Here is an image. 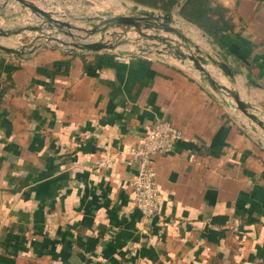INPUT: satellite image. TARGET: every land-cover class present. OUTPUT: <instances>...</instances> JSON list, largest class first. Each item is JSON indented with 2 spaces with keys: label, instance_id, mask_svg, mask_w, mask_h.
Instances as JSON below:
<instances>
[{
  "label": "crops",
  "instance_id": "obj_1",
  "mask_svg": "<svg viewBox=\"0 0 264 264\" xmlns=\"http://www.w3.org/2000/svg\"><path fill=\"white\" fill-rule=\"evenodd\" d=\"M211 1L233 33H187L264 119V0ZM126 37L115 52L0 51V264H264L261 134L189 63L132 54L142 40ZM161 120L182 136L154 157L160 212L146 219L127 149Z\"/></svg>",
  "mask_w": 264,
  "mask_h": 264
},
{
  "label": "water",
  "instance_id": "obj_2",
  "mask_svg": "<svg viewBox=\"0 0 264 264\" xmlns=\"http://www.w3.org/2000/svg\"><path fill=\"white\" fill-rule=\"evenodd\" d=\"M8 1L3 2V6L8 5ZM19 3L23 8L29 9L35 16L43 18L45 24L42 27H25L26 29L37 30L40 35L35 37L33 43L28 48L29 52L38 49L41 43L36 44L39 39H46L68 47L70 51H117L119 47L128 42V38L124 37L133 31L137 33L142 42L134 43V49L131 53L137 55L147 53L172 54L182 63H189L192 68L198 71L201 80L210 85V87L220 93L231 107L238 110L248 121L247 127L253 132H259L261 139L264 142V119L261 115L259 107L246 101L242 98L239 90L232 84L236 81V72L226 60H219L211 55L204 54L198 45H195L187 33L186 29L192 31L194 24L185 20L180 10L182 1H178L171 11L164 12L160 9L140 6L139 4L123 3V7L128 11L117 15H97L93 17L79 18L91 24V28L81 27L70 20L66 12H57L53 10H45L39 7L36 3L30 0H12ZM185 2V0H184ZM183 2V3H184ZM55 9V6L50 7ZM192 24V25H191ZM119 29L120 31H116ZM112 30V31H110ZM24 30L18 29L11 31L0 28V37H9L10 35L20 34ZM51 32V33H48ZM64 34L70 41L62 40L56 37L55 34ZM100 34V39L93 40L92 36ZM111 36V39H106V36ZM143 41H152L155 44L144 45ZM163 45L162 49L158 46ZM0 51L8 54H24L26 47L21 49L6 47L0 44ZM213 65L227 78L231 83L226 85L222 83L209 67ZM262 130V133L257 129Z\"/></svg>",
  "mask_w": 264,
  "mask_h": 264
},
{
  "label": "rangeland",
  "instance_id": "obj_3",
  "mask_svg": "<svg viewBox=\"0 0 264 264\" xmlns=\"http://www.w3.org/2000/svg\"><path fill=\"white\" fill-rule=\"evenodd\" d=\"M7 0H0V6H3V2ZM36 3L39 7L45 10H53L57 12H66L65 9L70 10L73 16L70 20L78 26L91 28L92 25L87 23L85 19L97 15H104L106 17L110 15L121 14L122 12L128 11L123 7V3L127 4H139L133 0H30ZM55 6V9H50ZM148 7V6H146ZM64 8V9H63ZM60 10V11H59ZM67 13V12H66ZM69 14V13H67ZM79 18H85L80 20ZM45 24L43 18L35 16L29 9L23 8L19 3L15 1H8V5L5 9L0 11V28L15 31L23 29L24 31L17 35H10L9 37H0V44L6 47L21 49L26 47L28 50L31 43H33L35 37L39 36L40 33L37 30L26 29L25 27H42ZM112 31V30H110ZM189 32L188 30H186ZM192 32L194 33V26H192ZM48 33H51L48 31ZM62 40H67L64 35L55 34ZM100 34L92 36L93 40L100 39ZM106 39H111V36L107 35ZM41 43L38 48L48 45L59 46V43L48 41L46 39H39L36 44ZM153 44V43H151ZM148 45V44H147ZM163 47V45H160ZM257 129L262 133L258 127Z\"/></svg>",
  "mask_w": 264,
  "mask_h": 264
},
{
  "label": "built area",
  "instance_id": "obj_4",
  "mask_svg": "<svg viewBox=\"0 0 264 264\" xmlns=\"http://www.w3.org/2000/svg\"><path fill=\"white\" fill-rule=\"evenodd\" d=\"M179 1H182L183 6L184 0ZM128 57L131 56L117 55L121 61H125ZM181 136V131L172 122L161 120L143 135L139 143L127 149V155L137 170L130 183L133 201L146 219L160 212L161 195L153 168L154 157L169 153Z\"/></svg>",
  "mask_w": 264,
  "mask_h": 264
},
{
  "label": "trees",
  "instance_id": "obj_5",
  "mask_svg": "<svg viewBox=\"0 0 264 264\" xmlns=\"http://www.w3.org/2000/svg\"><path fill=\"white\" fill-rule=\"evenodd\" d=\"M148 7L169 12L178 0H133ZM181 16L195 24L219 44L223 33H233L234 26L228 18V11L221 5H212L211 0H185L180 10Z\"/></svg>",
  "mask_w": 264,
  "mask_h": 264
}]
</instances>
